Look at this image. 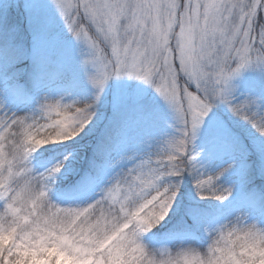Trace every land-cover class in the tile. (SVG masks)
I'll return each instance as SVG.
<instances>
[{
	"label": "clouds",
	"instance_id": "9594fccd",
	"mask_svg": "<svg viewBox=\"0 0 264 264\" xmlns=\"http://www.w3.org/2000/svg\"><path fill=\"white\" fill-rule=\"evenodd\" d=\"M78 3L79 28L61 15L80 45L90 94L44 93L24 112L0 95V264H264V190L253 187L252 201L229 208L236 186L219 181L235 165L207 174L196 148L221 105L264 137V95L236 102L248 74L264 81V0ZM88 4L103 11L84 14ZM124 78L159 95L171 131L110 163L111 175L90 194L58 197L71 145L93 124L109 83ZM186 175L218 213L193 236L153 244L148 237L173 212Z\"/></svg>",
	"mask_w": 264,
	"mask_h": 264
},
{
	"label": "rangeland",
	"instance_id": "374dc122",
	"mask_svg": "<svg viewBox=\"0 0 264 264\" xmlns=\"http://www.w3.org/2000/svg\"><path fill=\"white\" fill-rule=\"evenodd\" d=\"M75 2L76 0H65V3L69 4ZM9 6L13 7L14 9L20 7L22 8L27 22V28L31 32V44L34 54L46 49L48 50L51 48V46L61 45L65 48L69 47L71 54L76 56L75 59H80V45L76 43L72 35L67 30L60 11L51 2V0H0V7L7 8ZM80 15H82V9ZM72 19L76 20V17L73 16ZM91 34V31H89V35ZM20 59L15 58V60L7 64L0 62V95L4 97V99L8 102L9 107L14 111H28L29 108L35 103V100L44 93H49L55 96L65 92H72L74 95H88L91 92L85 82L81 64L76 63L74 66L73 64H68L61 59L57 67V70H64L61 75L60 82H51L48 79L44 82H39L32 89V97L29 102L16 103L14 98L9 96L6 92V90L13 83H16V80L2 83V77L7 71V75H18L24 72L26 66H21ZM22 60L24 61L26 58ZM45 65L47 66V64ZM248 76L249 75H247L245 78ZM244 81L245 79L240 82L241 87L244 86ZM70 85H72V88L77 90L81 88L82 90H76L73 92L69 87ZM252 93L255 95H264V92L262 94H257L254 92ZM244 95H247V93L241 91L236 102H239L240 99H243ZM157 105L159 108L167 109L165 102L159 97V95L149 85L141 81L124 78L110 82L104 96L101 99L100 105L98 107L97 117L93 121V124L90 125L89 128L86 129L81 135V137H79L77 141L71 145L70 150H74V155L72 160L69 161L60 183L68 179V171H70L74 166L78 165V163L84 159L86 150L90 145L89 139L91 135L94 134V132L98 130L99 126L104 123L105 120L111 115L115 116L123 112L124 124H120V126L116 128L117 144L115 146V150L109 157V160L106 162V166L101 171L99 180L97 182L106 181L108 176L111 175V170L108 167L110 163L132 150H139L140 141L149 136L155 137L161 135L164 132H170L171 130L168 127H163L162 125H160L157 129L151 127L137 129L135 125L125 124L130 115H137L146 110L155 108ZM209 127H219L225 130H229V127H231L230 131H240V133H243L246 137H248L253 147L255 155L254 158L251 156L242 157L235 155L224 157L221 161L213 165H210L211 158L212 161L214 159L212 152L210 155L208 152H205V154L200 155L199 158L200 164L207 174H216L222 169L226 168L229 164L235 165L233 170L225 174L219 181V183L225 186L233 184L236 186L234 197L228 205L229 208H233V203L241 197L242 189L248 183L252 169L259 173L258 175L260 176L261 181L264 182V137H261L247 121L235 116L226 106L221 105L217 108H214L210 115L206 118L205 123L200 131L199 138L196 141V148L198 151L203 145L201 138L203 135H205V129ZM50 155L53 154L50 152L45 153V157ZM131 163L132 162L125 161L123 166H130ZM182 189L186 190L185 194L187 199H191L195 204H205L212 208L218 209L217 202L200 201L196 197L193 187V179L191 176H185ZM87 194H90V191ZM180 197H178L177 205L174 207L173 212L170 213L169 218L159 229L170 226V224L178 216V202ZM194 223L198 231L199 222L195 221ZM150 242L156 244L161 243L162 241Z\"/></svg>",
	"mask_w": 264,
	"mask_h": 264
},
{
	"label": "trees",
	"instance_id": "16d2710c",
	"mask_svg": "<svg viewBox=\"0 0 264 264\" xmlns=\"http://www.w3.org/2000/svg\"><path fill=\"white\" fill-rule=\"evenodd\" d=\"M61 43V42H60ZM15 58H21V66H26L25 71L15 75L2 77V83L16 80L7 90V94L14 98L16 103H27L32 97L34 86L39 82L49 80L51 82H60L64 70H57L60 60L74 66L80 63V59L71 54L69 47L57 45L39 53H33L31 44V32L27 28V22L22 8L9 6L0 7V62L10 63ZM26 60H22L25 59ZM31 58V59H29ZM31 60V61H30ZM55 62V63H53ZM47 64V66L45 65ZM50 64V65H49ZM68 69V68H66ZM245 78L244 86L240 87L245 93L254 92L262 94L264 92V81L255 74H248ZM73 92L77 89L69 86ZM82 90L81 88L77 91ZM240 91V92H241ZM167 109L155 106L137 115H130L125 122L126 125H135L137 129L144 127L159 128L160 125L167 127L169 122ZM124 124L123 112L118 115H111L98 130L91 135L90 145L86 150V155L78 165L68 171V179L59 184L57 196L72 198L85 195L96 185L101 171L106 166V162L115 150L117 144L116 128ZM231 129V127H229ZM225 130L217 127L205 129V135L202 136V146L199 152L201 155L212 152L214 159L213 165L221 161L224 157L239 155L242 157L251 156L254 158L252 144L248 137L243 133ZM212 155V154H211ZM248 183L242 189L241 197L233 203V208H238L254 199L251 189L256 187L264 190V182L261 181L259 173L252 169ZM189 190V189H188ZM187 190V191H188ZM186 190L181 188V197L179 198V213L170 226L157 229L155 233L148 237L150 241H162L178 236H193L198 233L195 221L200 222L202 218L213 216L218 213V209L205 204H195L191 199H187Z\"/></svg>",
	"mask_w": 264,
	"mask_h": 264
},
{
	"label": "snow or ice",
	"instance_id": "6c2138e0",
	"mask_svg": "<svg viewBox=\"0 0 264 264\" xmlns=\"http://www.w3.org/2000/svg\"><path fill=\"white\" fill-rule=\"evenodd\" d=\"M57 7L60 11V13L64 16V18L67 20L70 28H79V25L82 21V15H80L81 12V5L78 3V0H76L75 3H65V0H57ZM103 8L99 4H88L84 6V14L95 16L98 13L102 12ZM75 16L76 20H73L72 17ZM113 16H115V13L113 12ZM85 30L80 29V33L82 34ZM145 78L147 79V73H145ZM233 111L239 112L240 109H233ZM193 121V128L196 127V121L195 117L192 118Z\"/></svg>",
	"mask_w": 264,
	"mask_h": 264
}]
</instances>
